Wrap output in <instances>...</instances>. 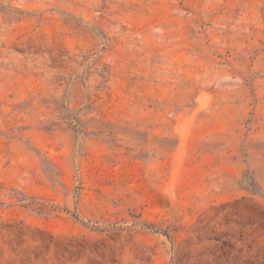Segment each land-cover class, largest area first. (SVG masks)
Instances as JSON below:
<instances>
[{
	"label": "rangeland",
	"instance_id": "374dc122",
	"mask_svg": "<svg viewBox=\"0 0 264 264\" xmlns=\"http://www.w3.org/2000/svg\"><path fill=\"white\" fill-rule=\"evenodd\" d=\"M0 264H264V0H0Z\"/></svg>",
	"mask_w": 264,
	"mask_h": 264
}]
</instances>
